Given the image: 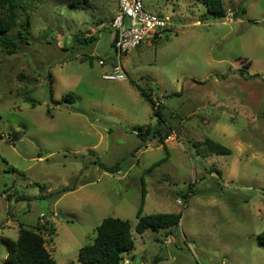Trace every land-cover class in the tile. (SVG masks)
Instances as JSON below:
<instances>
[{"label":"rangeland","instance_id":"374dc122","mask_svg":"<svg viewBox=\"0 0 264 264\" xmlns=\"http://www.w3.org/2000/svg\"><path fill=\"white\" fill-rule=\"evenodd\" d=\"M17 1L11 36L25 28L26 40L0 47V264L19 227L47 221L56 264H82L78 250L105 218L129 222L128 264H264V0H223L222 20L195 0H143L184 27L123 57L122 84L102 79L107 30L90 31L111 23L117 0ZM130 81L152 88L174 129L166 153L136 136L157 120ZM206 139L231 154L209 155ZM142 189V213H181L179 224L137 234Z\"/></svg>","mask_w":264,"mask_h":264},{"label":"trees","instance_id":"16d2710c","mask_svg":"<svg viewBox=\"0 0 264 264\" xmlns=\"http://www.w3.org/2000/svg\"><path fill=\"white\" fill-rule=\"evenodd\" d=\"M201 3L205 8L209 17L217 20L225 18V8L223 0H195ZM73 7L74 4H71ZM21 9V5L17 0H0V47L7 53H12L17 50L19 40L24 41L25 35L28 31L24 28L23 31L18 30L17 37H12L11 32L17 25L18 10ZM241 14L244 10L241 9ZM240 16V15H239ZM27 22V21H26ZM24 25L22 24L20 28ZM93 41L90 38L87 43ZM131 86L138 92L140 97L150 106L152 115L157 120V128L151 129L150 127L134 129L136 136L139 137L142 142L145 140H156L159 143L165 153V140L174 131L169 125H166V120L163 117L161 107L158 102H154L152 96L154 92L152 88H141L133 81H130ZM153 93V94H152ZM48 95L53 102L52 91L49 86ZM157 99V98H156ZM55 102V101H54ZM56 104L59 102H55ZM157 104V105H156ZM162 124V127H159ZM1 139V136H0ZM202 146L206 152L210 155L224 156L230 155L231 150L220 144L214 143L206 139ZM100 170L108 173H117L119 171L118 165L115 167H108L102 163H94ZM219 175V173H217ZM67 191L66 189L60 190L57 194ZM51 193L49 196H52ZM187 200L188 195L182 197ZM144 203V190L141 192V202L136 213V225L134 231L141 235L146 230H169L179 224L181 213L178 214H150L142 215V207ZM45 227L40 225L35 228H23L19 227L17 232V238L15 241L6 240L5 245L7 249V255L4 264H56L54 258L47 250L46 239L43 235ZM96 235L91 244L85 245L78 250V261L82 264H122L125 255H128L134 249V243L131 235V226L128 221L121 220L119 218H105L96 227ZM49 236L54 233L53 228L47 230ZM256 245L260 248H264V232L258 234L255 238Z\"/></svg>","mask_w":264,"mask_h":264},{"label":"built area","instance_id":"2783aa9c","mask_svg":"<svg viewBox=\"0 0 264 264\" xmlns=\"http://www.w3.org/2000/svg\"><path fill=\"white\" fill-rule=\"evenodd\" d=\"M110 27L114 32L113 59L110 73L102 75V79L111 82L127 79L121 63L123 57L144 42L159 41L166 34L175 33L177 29V25L169 18L148 12L143 0H117V11ZM98 64L102 66L104 61L98 60ZM177 203L182 204L180 200ZM122 264H128V261L123 260Z\"/></svg>","mask_w":264,"mask_h":264},{"label":"crops","instance_id":"0c3cea01","mask_svg":"<svg viewBox=\"0 0 264 264\" xmlns=\"http://www.w3.org/2000/svg\"><path fill=\"white\" fill-rule=\"evenodd\" d=\"M144 7H145V9L147 10V11H149L150 13H154V11H156V4H152V3H149V2H144ZM116 11H117V2H116V9H115V12H114V16H115V14H116ZM154 14H157V15H159V16H163V17H167V16H164L163 14H161V13H154ZM246 13H244V15H245ZM114 16H113V18H114ZM237 21L238 22H241L240 21V19H237ZM225 23V22H224ZM226 23H228V22H226ZM195 25H198V22H195L194 23ZM177 25V28H180V27H184V25H179V24H176ZM105 29L107 30V33H108V41H109V47H110V50L112 51V43H113V40H114V32H113V30L111 29V27H110V22L109 23H107V26H105L104 25V22H100L97 26H96V28L95 29H93V30H90L91 32H92V34H95V35H97V33L99 32V31H105ZM169 34V33H168ZM176 34V33H175ZM167 35V34H166ZM166 35H165V37H166ZM176 36V35H175ZM93 37V36H92ZM93 41H94V39H93ZM163 41H161V40H159V41H156V42H152V41H146V42H144L141 46H139L137 49H135L134 51H138V52H140V54L142 53V48H143V46L144 45H146V46H152L153 44H155V43H162ZM133 52V51H132ZM107 61V60H106ZM110 70H111V67L109 68V72H110ZM126 77H127V74H126ZM118 83H120V84H122V83H124V81H120V82H118ZM126 84V86H130V87H128L129 88V90H130V92L133 94V95H138L139 97H140V95L138 94V92L131 86V84H129V83H125ZM131 88V89H130ZM196 115V113H195V111H193V112H191L190 114H189V116H190V118H191V116H195ZM182 122L183 121H180V124H179V126H182ZM203 122L204 123H206V118H204L203 119ZM184 123V122H183ZM165 144H167L168 142H167V140H165V142H164ZM135 152L136 153H140V149H138V150H136L135 149ZM50 192V190H48L47 191V194ZM54 205V207L56 206V203L55 204H53ZM142 209H143V207H142ZM142 215H148V214H144V213H142ZM52 217H54V214H52ZM51 227V225L49 224V222L47 221V230L49 229ZM45 237V236H44ZM50 236L48 235V233H47V240H50V238H49ZM45 239H46V237H45ZM47 250L50 252V250L47 248ZM50 254H51V252H50Z\"/></svg>","mask_w":264,"mask_h":264},{"label":"water","instance_id":"95a60500","mask_svg":"<svg viewBox=\"0 0 264 264\" xmlns=\"http://www.w3.org/2000/svg\"><path fill=\"white\" fill-rule=\"evenodd\" d=\"M15 139H17V135L15 136Z\"/></svg>","mask_w":264,"mask_h":264}]
</instances>
